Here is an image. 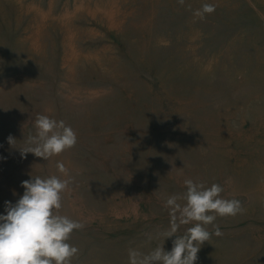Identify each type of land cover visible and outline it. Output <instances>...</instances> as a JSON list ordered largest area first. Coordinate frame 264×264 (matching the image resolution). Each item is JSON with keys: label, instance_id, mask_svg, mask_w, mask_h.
I'll return each instance as SVG.
<instances>
[{"label": "rangeland", "instance_id": "rangeland-1", "mask_svg": "<svg viewBox=\"0 0 264 264\" xmlns=\"http://www.w3.org/2000/svg\"><path fill=\"white\" fill-rule=\"evenodd\" d=\"M205 2L215 11L195 16ZM41 113L77 142L22 157ZM0 145V212L65 164L59 211L84 225L72 264L162 244L148 235L169 227L164 199L187 178L243 208L216 217L221 235L207 225L195 264H264V0H0Z\"/></svg>", "mask_w": 264, "mask_h": 264}, {"label": "clouds", "instance_id": "clouds-1", "mask_svg": "<svg viewBox=\"0 0 264 264\" xmlns=\"http://www.w3.org/2000/svg\"><path fill=\"white\" fill-rule=\"evenodd\" d=\"M181 3L184 0H180ZM214 3L205 2L195 9L194 15L203 18L215 11ZM168 45L170 41L161 40ZM34 133L26 138L20 147L21 156L33 153L45 160L72 148L77 142V133L64 120H57L47 114H38L34 120ZM8 141L14 145L15 138ZM2 146V145H0ZM3 157L0 156V159ZM57 168L63 176H32L21 181L23 194L13 202H4L5 210L0 212V264H72L79 252L78 246L69 242L74 230L84 227L79 220L60 213L62 193L72 179L62 161ZM183 194L168 195L164 206L170 213L169 227L149 240L163 237V241L177 234L181 225L191 224L183 235L173 240L171 250H165L164 242L147 253L138 248L128 249L129 264H195L203 242L213 234L207 225L212 224L216 235L221 229L214 224L217 216H235L243 211L241 201L221 195L223 185L187 178Z\"/></svg>", "mask_w": 264, "mask_h": 264}]
</instances>
